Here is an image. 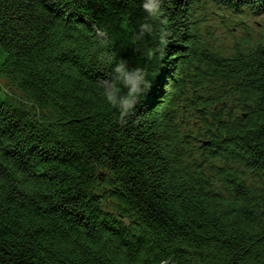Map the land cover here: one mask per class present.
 I'll return each instance as SVG.
<instances>
[{"label":"trees","instance_id":"trees-1","mask_svg":"<svg viewBox=\"0 0 264 264\" xmlns=\"http://www.w3.org/2000/svg\"><path fill=\"white\" fill-rule=\"evenodd\" d=\"M145 2L0 0V264H264V0Z\"/></svg>","mask_w":264,"mask_h":264},{"label":"clouds","instance_id":"clouds-1","mask_svg":"<svg viewBox=\"0 0 264 264\" xmlns=\"http://www.w3.org/2000/svg\"><path fill=\"white\" fill-rule=\"evenodd\" d=\"M143 7L153 16H159L162 8V0H146ZM143 31H151L149 24H143ZM115 71L128 89L126 95H121L120 90L111 82L105 81L104 95L109 103L121 110L122 115H127L136 105L137 96L142 92L145 84V76L140 68H129L126 64L117 65Z\"/></svg>","mask_w":264,"mask_h":264},{"label":"rangeland","instance_id":"rangeland-1","mask_svg":"<svg viewBox=\"0 0 264 264\" xmlns=\"http://www.w3.org/2000/svg\"><path fill=\"white\" fill-rule=\"evenodd\" d=\"M256 23L249 22V29L252 31V33L259 32L260 31V23L263 22L261 19L255 20ZM228 43V42H227Z\"/></svg>","mask_w":264,"mask_h":264},{"label":"water","instance_id":"water-1","mask_svg":"<svg viewBox=\"0 0 264 264\" xmlns=\"http://www.w3.org/2000/svg\"><path fill=\"white\" fill-rule=\"evenodd\" d=\"M162 264H177V263H174L173 261L169 260V261L163 262Z\"/></svg>","mask_w":264,"mask_h":264}]
</instances>
